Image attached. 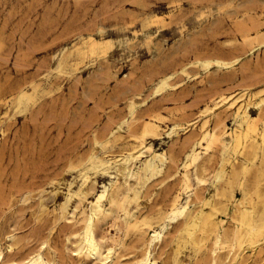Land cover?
<instances>
[{"label":"rangeland","instance_id":"1","mask_svg":"<svg viewBox=\"0 0 264 264\" xmlns=\"http://www.w3.org/2000/svg\"><path fill=\"white\" fill-rule=\"evenodd\" d=\"M37 254L264 264V0H0V264Z\"/></svg>","mask_w":264,"mask_h":264},{"label":"bare ground","instance_id":"2","mask_svg":"<svg viewBox=\"0 0 264 264\" xmlns=\"http://www.w3.org/2000/svg\"><path fill=\"white\" fill-rule=\"evenodd\" d=\"M233 107H237L238 111L242 109V103L239 104L238 98L234 99L229 104V108H233ZM159 122H160V119L159 118H154V117H147L146 119H144L142 121V134H141V139H140V145H143V142H144L145 138H147L149 136H156L157 135V132L160 129ZM206 124H207V121H204V123L202 125L203 135H202V137L200 139V142H199L200 148L204 149L205 153L209 150L211 143L220 141L219 136L215 132L210 131L207 128H205ZM252 126L256 130V128H257L256 122H253ZM238 133L241 134L242 132L239 131ZM239 134H238V137H239ZM203 142H206L207 144L203 145ZM146 149L150 150V147H147ZM199 152L200 151H197L195 153L193 161L198 157ZM143 154H144V151H140L137 154L136 159H138L141 156H143ZM191 164H192V162H189L185 166V170H184V172L181 175V179H182V182L184 184V189L185 190L190 187V178H189L187 170L191 167ZM106 198H107V194L105 193V191H103V192H100V193L97 194V196H96L94 201H91V208H92V211L94 212L96 220H98L99 217L104 214L103 213V209H102V202ZM180 201H181V195H180V193H178V194L175 195V197L173 199V203H172L171 212H172L173 215H175V213L177 211H179V213L182 214V213H184L187 210L188 203L182 205L180 207V209H177ZM110 202L112 204L115 203V201L113 199L110 200ZM93 226H94L93 220L89 219L87 221V225L82 227L81 232H79V233L74 235V237H78L80 239L79 243L77 244V253H83L86 257L99 258L101 261H107L108 257L106 255L102 254L101 246H100V244L98 243V241L95 238V235H94V232H93ZM250 231H252L251 227H249L246 230L245 234H248L249 236H251L252 233ZM239 236H241V233H240ZM253 239L254 238L250 237L251 241ZM243 240L244 239L242 237L238 238L237 246L239 248H241V246L243 245ZM252 243H256V241H252ZM221 247H223V246H221ZM23 264H48V263H47V261H45L42 258V256L40 254H37V255H34V256H31L30 258H28ZM139 264H149V258L145 257L144 259H142L139 262Z\"/></svg>","mask_w":264,"mask_h":264}]
</instances>
